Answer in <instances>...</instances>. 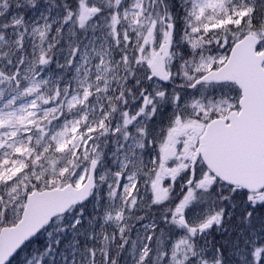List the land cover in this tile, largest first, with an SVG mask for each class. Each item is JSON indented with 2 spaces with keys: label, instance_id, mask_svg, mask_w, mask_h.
Masks as SVG:
<instances>
[{
  "label": "snow or ice",
  "instance_id": "obj_1",
  "mask_svg": "<svg viewBox=\"0 0 264 264\" xmlns=\"http://www.w3.org/2000/svg\"><path fill=\"white\" fill-rule=\"evenodd\" d=\"M0 264H264V0H0Z\"/></svg>",
  "mask_w": 264,
  "mask_h": 264
}]
</instances>
